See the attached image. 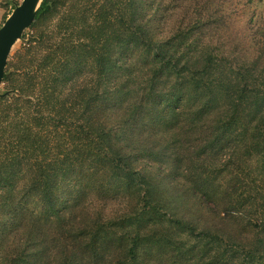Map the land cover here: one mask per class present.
Listing matches in <instances>:
<instances>
[{
	"label": "trees",
	"instance_id": "16d2710c",
	"mask_svg": "<svg viewBox=\"0 0 264 264\" xmlns=\"http://www.w3.org/2000/svg\"><path fill=\"white\" fill-rule=\"evenodd\" d=\"M224 1L41 0L0 89V264H264V22L227 41Z\"/></svg>",
	"mask_w": 264,
	"mask_h": 264
},
{
	"label": "rangeland",
	"instance_id": "374dc122",
	"mask_svg": "<svg viewBox=\"0 0 264 264\" xmlns=\"http://www.w3.org/2000/svg\"><path fill=\"white\" fill-rule=\"evenodd\" d=\"M13 1L19 3L20 0H13ZM9 2L10 0H0V26L12 11L10 7L11 4ZM214 2L215 0H213L211 4H213ZM224 3H226L227 11L231 12V20H232L231 25H229V29L227 27H224L222 31L224 33V37L227 39V41L243 43V46L245 45V48L249 47L252 42L253 31L256 29L258 25L259 26L263 25L264 19L263 17H259V14L255 15L254 16L255 20H253L254 24L252 27H249L248 16L252 12L260 13L262 8H259L258 10L256 9L250 10L249 7H247L245 4L246 0H225ZM223 9L225 10L224 6ZM25 31H28V29L26 28L23 32ZM20 42L21 39L19 38L12 46L9 56L13 54L14 51L20 46Z\"/></svg>",
	"mask_w": 264,
	"mask_h": 264
},
{
	"label": "water",
	"instance_id": "95a60500",
	"mask_svg": "<svg viewBox=\"0 0 264 264\" xmlns=\"http://www.w3.org/2000/svg\"><path fill=\"white\" fill-rule=\"evenodd\" d=\"M40 2L41 0H20L0 26V89L12 46L31 25Z\"/></svg>",
	"mask_w": 264,
	"mask_h": 264
}]
</instances>
